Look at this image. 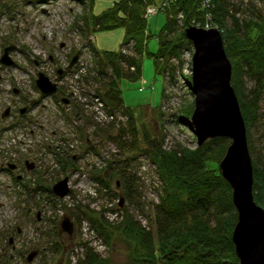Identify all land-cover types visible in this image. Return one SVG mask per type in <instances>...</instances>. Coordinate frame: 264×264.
I'll list each match as a JSON object with an SVG mask.
<instances>
[{"label": "trees", "instance_id": "trees-1", "mask_svg": "<svg viewBox=\"0 0 264 264\" xmlns=\"http://www.w3.org/2000/svg\"><path fill=\"white\" fill-rule=\"evenodd\" d=\"M78 1L83 3L85 0ZM153 1L119 0L98 17L91 15L89 5L78 18L81 33L116 27H121L125 33L124 47L117 53L100 52L94 44H89L94 69L93 73L82 76L84 86L89 85L93 90L85 92L84 88L82 91L92 100L98 99L107 120L90 112L89 115L74 100L72 109L81 117V131L92 129L94 139H107L118 149L117 155L106 160L104 170L109 179L115 178L118 185H122L121 194L129 205L123 210L117 226L110 225L104 217L88 212L82 214L108 246L114 244V239L124 243L126 264H238L231 240L237 221L231 189L217 167L216 170L208 168V165L212 168L218 164L229 140L211 139L193 150L180 144L166 149L164 134L149 133L136 109L123 103L121 81L141 76L148 39L145 34L147 19L150 18L145 16V10L153 5ZM177 2L179 10L175 11L174 7L163 10L167 14V23L158 37V54L152 55L155 72L175 80L185 62L181 59V48L184 43L190 45L184 36L185 29L192 26L193 21H200L203 14H211L231 63V85L244 121L251 124L258 116L257 99L264 95V11L253 5L241 10V3L231 4L230 0H211V6L204 11L200 10L199 0ZM179 15L182 19L177 18ZM244 78L253 82L245 94L241 87ZM61 92L70 96L63 89ZM164 98H167L165 91ZM158 110L160 114L161 108ZM192 111L193 104L183 107L174 122H181V117L190 119ZM116 113L126 121H117ZM84 143L86 152L94 151L98 155L87 139ZM248 144L253 164V200L264 209V152L258 154L249 138ZM137 154L150 161L158 182V201L152 203L151 214L145 215L149 227H143L129 209L143 212L140 210L137 166L134 165ZM58 162L62 171L68 167L77 169L75 164L72 165V157H58ZM37 182L39 187L28 189V194L48 192L51 195V190L40 186L41 180ZM86 245L77 264H114Z\"/></svg>", "mask_w": 264, "mask_h": 264}, {"label": "rangeland", "instance_id": "rangeland-1", "mask_svg": "<svg viewBox=\"0 0 264 264\" xmlns=\"http://www.w3.org/2000/svg\"><path fill=\"white\" fill-rule=\"evenodd\" d=\"M166 1L168 2L167 5L163 8L161 6L162 11L147 19L145 34L148 35V39L146 52L142 57L140 78L123 79L120 83V89L124 105L136 109L139 120L145 125L149 133L164 134V147L166 149L180 144L193 150L197 147V141L188 128L187 120L189 119L181 117V122H174L175 117L180 114L183 107L192 104L194 106V97L188 88L191 78L192 45L191 43L190 45L184 43L185 45L181 48V59H185V62L182 69L178 70L174 81L170 80L169 76L164 78L162 74L155 72L154 57L152 56L158 54V37L167 23V14L163 10L166 7H174L173 9L177 11L179 6L177 0H154L153 5L148 6L158 7ZM202 1L199 0V6L200 10L204 11L205 7L202 6ZM117 2L119 0H85L83 3L78 0H52L50 3L48 0H0V57L4 47L15 45L17 48L10 54L11 59L17 65L16 67H5L0 63V88L8 91L11 80L12 86L27 90L30 81L32 82V77H34L32 75L33 68H35L34 60L42 59L47 62L41 67L42 69L40 68L46 73L52 66L48 56H53L55 60L61 58L59 65H62L65 63V58L69 57L66 55L68 49H72L71 57L77 53L76 51L80 52L78 67H81L82 64L86 67L85 70H88L87 75L93 73L94 65L89 44H94L100 52L117 53L124 47L125 33L121 27L94 31L93 33H81V22L78 21V18L89 5H91V15L98 17ZM230 3H241V10H246V7L253 5L264 11V0H230ZM3 4H8L7 7L10 9H5ZM172 4L175 6H171ZM177 18L182 19V15ZM192 23V26L200 28H217L212 22L211 14L208 13L203 14L200 21H193ZM60 44L65 45L64 49L59 47ZM24 71L32 73L31 76L25 74ZM50 74L52 75V73ZM76 76L77 74L73 73L63 78L60 85L64 87L67 94H72L71 97L74 98V101H77L82 105V108L87 110L86 113L89 115L93 113L95 116L98 115L104 119L105 111H101L95 100H92L91 96L85 93L93 91L92 87L89 85L85 87L81 75ZM34 78L36 79V77ZM252 84L253 82L248 79H243L241 87L244 94L248 93ZM84 88L86 89L85 92L82 91ZM164 91L167 98L163 99ZM47 104L49 105H47L48 109H51V104ZM257 106V119L255 121L252 119L251 124L245 123V121L244 123L247 142L249 138L253 149L261 155L264 152V95L257 99ZM97 107L100 110H97ZM159 108H161L160 114L162 116L158 112ZM74 112L70 107H66L67 115L64 119L65 123H62L56 110L46 112L44 109H39V113L45 114L47 117L46 121L45 118L43 119L44 128L39 132V140H42L45 146L51 145L53 149L60 146L58 151L64 154V157L76 156L75 165L77 166L75 170L71 167L65 168L63 171L60 170L56 166L58 151L55 152L56 156L53 152L48 151L40 161L42 173L37 175L42 177V182H40L42 185L40 186L51 190L54 183L68 177V195L59 199L52 193L50 195L48 192H37L35 194L37 209H43L46 215L43 223H34L32 218H23L28 205L31 204H29L26 193L17 196V187H12V189L5 187V194L0 192V225L3 220L5 227L13 223L23 225L28 241H45L46 232L53 233L52 236H48L52 240L53 248L50 249L49 253L36 257L32 264H77V259L82 257L85 250L84 244H87V247L92 248L102 258H107L110 263L126 264L128 259L124 243L114 239V244L108 246L92 229L91 223L82 214V212H88L97 217H104L112 226H117L121 222L123 210L127 209L129 205L123 195L122 207L118 206L119 195L123 192V187L120 183L118 186L116 185L117 179H109L104 170L106 160H110L119 151L107 139H94L91 135L92 129H88L87 134L84 130L81 131L83 126L81 117ZM117 121L123 122L125 120L118 115ZM85 139L90 145H93L98 155L94 151L86 152ZM27 144L32 145L30 142ZM228 145L229 143L224 147L219 162L224 157ZM21 148L23 147H19V149ZM6 149L13 152V148L8 142H6ZM10 156L8 154V157ZM134 156L138 158L134 165L137 166L136 177L139 185L140 210L143 212H134L133 208L129 209L143 227H149V221L145 215L151 214L152 203L158 201L156 194L157 177L155 168L145 156L138 154ZM219 162L212 168L208 165V168L216 170ZM33 176L30 175L28 181H32ZM7 183L8 179H6ZM31 183L34 184L29 187L30 190L39 187L38 183ZM25 200L28 202H24ZM64 215H67L74 224V234L71 239L65 235L62 237L57 235L58 224ZM1 236L0 239H2ZM62 247L65 248L64 252ZM0 264H2L1 257Z\"/></svg>", "mask_w": 264, "mask_h": 264}, {"label": "water", "instance_id": "water-1", "mask_svg": "<svg viewBox=\"0 0 264 264\" xmlns=\"http://www.w3.org/2000/svg\"><path fill=\"white\" fill-rule=\"evenodd\" d=\"M184 36L193 48L191 78L188 85L194 97L188 128L195 136L197 147L211 139L226 138L229 145L219 162L220 175L231 189L237 221L231 234L238 264H264V209L253 200V164L247 142V132L236 94L231 85L232 68L224 50L223 39L217 28L189 26ZM16 49H4L0 63L13 66L10 54ZM78 52L70 60L75 64ZM36 88L41 94H55L57 84L45 74L38 73ZM118 186V182H116ZM52 194L65 198L69 193V179L54 183ZM119 207L123 196L119 195ZM60 232L72 236L73 222L67 215L60 221ZM35 256L28 257L31 261Z\"/></svg>", "mask_w": 264, "mask_h": 264}, {"label": "flooded vegetation", "instance_id": "flooded-vegetation-1", "mask_svg": "<svg viewBox=\"0 0 264 264\" xmlns=\"http://www.w3.org/2000/svg\"><path fill=\"white\" fill-rule=\"evenodd\" d=\"M50 1L52 0H48V3H50ZM28 4H31V2H28ZM3 5L5 9H10L7 7L8 4ZM59 47L64 49L65 45L60 44ZM5 48L6 47L3 48L2 54ZM16 50L17 48L14 51ZM68 50L69 51L66 55H69V57L65 58V63L62 65H59L61 58L55 60L53 56H48L52 66L50 70H47L46 73L40 70V68L47 63L42 59L34 60L35 68H33V74L24 71L25 74H28L29 76L32 74L36 78L37 74L41 72L45 74L50 80L55 81L58 86V90L55 94H41L36 88V79L34 77H32V82L30 81L27 90L21 87L19 88L12 86L11 80L9 81L8 91L5 89L2 90L0 88V192L5 194V187H8V189L17 187V196L26 193L29 204H31L28 205L26 209L27 211L23 218H32L34 223H43L46 214L43 212V209H37V205L35 203L36 193L28 194L27 191L29 187H32L34 184L31 182L38 183L37 181L41 180L42 178L37 176L42 173L40 161L44 158L48 151L51 153L53 152V154L56 156L55 152L58 151L60 147L57 146L55 149H53L51 145L45 146V143L42 140H39V132L44 128V124L42 123L43 119L45 118V121L47 120L45 114L39 113V109H44L46 112L48 110H56L59 115L58 118H60L62 123H65L64 119H66L67 115L66 107H70V109L73 108L72 103L74 102V98L65 96L63 92H61V89L58 85L59 81L73 73H76L78 70V62L81 54L80 52L76 51L78 52V58L71 69H68L70 60L73 57H71L72 49ZM16 66V63L14 62V65L9 67ZM50 73H52V75ZM47 103L51 104V109H48ZM6 142H8L10 147L12 146L13 152L6 149ZM28 142H30L32 145H28ZM25 146L30 148L28 149ZM19 147L23 148L19 149ZM8 154L11 156L8 157ZM57 157H64V154L58 151ZM72 161V165L76 164V156L72 157ZM56 166H58L60 170L62 169L58 162V158ZM30 175H34L32 181H28ZM36 177L38 178L36 179ZM6 179H8L7 184ZM24 202L28 201L25 200ZM3 221L0 225V231L2 230L0 232V235H2V239H0V257L2 264H32L36 257L40 256L41 254L44 255L49 253L50 249L53 248L52 240L50 237H48L53 235L52 232H46L45 235H47V237L45 238V241H28L26 230L23 228V225L13 223L5 227ZM59 225L60 222L58 224L57 235L59 237L65 235L68 239H71L74 232L72 236L61 233ZM62 250L64 252L65 248L62 247ZM32 253H35V256L31 261H28V257Z\"/></svg>", "mask_w": 264, "mask_h": 264}, {"label": "built area", "instance_id": "built-area-1", "mask_svg": "<svg viewBox=\"0 0 264 264\" xmlns=\"http://www.w3.org/2000/svg\"><path fill=\"white\" fill-rule=\"evenodd\" d=\"M171 1H175V0H171ZM167 1H166V3H162L160 6H158V7H153V6H151V7H147L148 9L146 10V14H145V16L146 17H151V16H154V15H157V13L159 12V11H162V8L163 7H165L166 5H167ZM161 6H162V8H161ZM202 6L203 7H205V9L206 8H209L210 6H211V0H203L202 1ZM206 29H208V28H206ZM86 67L85 66H83L82 64H81V67H79V69H78V72L76 73L77 74V76L76 77H78V76H80L81 75V78H82V76H84L85 74H86ZM85 71V72H84ZM85 73V74H84ZM84 74V75H83ZM95 102H96V105H98L99 106V108L101 109V111H103L102 110V104L98 101V99H95ZM95 105V106H96ZM98 107H97V110H100ZM104 112V111H103ZM97 117H99L98 115H96ZM100 118V117H99ZM107 118L108 117H106L105 116V120H107ZM100 119H103V118H100ZM109 119H112V117H109Z\"/></svg>", "mask_w": 264, "mask_h": 264}]
</instances>
